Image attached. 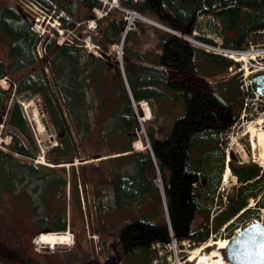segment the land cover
<instances>
[{
	"label": "trees",
	"instance_id": "1",
	"mask_svg": "<svg viewBox=\"0 0 264 264\" xmlns=\"http://www.w3.org/2000/svg\"><path fill=\"white\" fill-rule=\"evenodd\" d=\"M36 1L48 10L55 5L56 12L64 11L66 15L60 19L65 27L72 28L82 20V14L73 9L75 0ZM79 1L88 12L100 7L98 0ZM118 4L184 32L190 31L200 18L210 17L208 27L217 30L224 46L242 50L251 44L264 46V0H118ZM121 12L124 10L117 8L110 13L114 16L109 25L102 26L105 40L98 44L106 47L116 41ZM134 22V28L145 29L149 25L140 19ZM152 28L156 33L152 59L126 57L124 62L131 96L138 102L160 98L169 91L177 104H182L183 111L159 138L158 127L150 126L147 130L150 152H131L116 158L127 159L137 172L131 182L127 179L131 175L115 172L114 197L118 205L122 201L129 204L133 199H141L140 191L151 193L148 172L154 171L153 161L162 185L160 192L156 187L154 192L159 201L152 205L149 198L146 201L151 204L149 211L131 219L120 230L119 249L131 259V264H150L156 255L152 245L167 241L170 229L177 240L190 239L197 243L206 240L210 230L217 231L235 215L238 221L254 213L258 216L259 208H264V169L258 178L238 185L227 195L225 203L217 192L225 154L222 136L238 123L244 110L250 112L255 85L241 87V71L223 75L230 66H238L232 59L207 53L163 28ZM0 38L4 41L0 42V47L1 43L6 44L7 56L6 59L0 57V78L6 76L15 84L14 90L0 87V122L11 138L7 150L0 149V196L7 192L22 206L31 201V210L37 212L43 206L44 213L47 193L51 194L53 202L60 201L65 206V168L34 162L39 148L19 101L37 95L39 109L47 114L48 122L57 131L59 145L47 153L50 162L68 163L75 157H82L79 153L82 143L77 142L73 132L85 136L90 130L86 87L90 83V68L98 72L101 63L92 57L93 65L89 66L87 59L83 57L82 60V47L70 43L57 45L53 40L44 44L31 20L11 5L0 8ZM126 38H129V31ZM38 44L44 45L46 50L42 57L35 54ZM211 72L223 73V76L216 78L209 75ZM121 89L122 130L128 134L135 118L129 92L123 85ZM260 98L264 101V95ZM70 168L71 190L79 204L77 176L74 166ZM139 177L144 179L142 183L137 181ZM249 198H254V210L245 209ZM216 204L220 210L210 223V211ZM54 226L65 228L62 216L61 222ZM232 229L229 226L227 233ZM89 260L91 258L81 264H91Z\"/></svg>",
	"mask_w": 264,
	"mask_h": 264
},
{
	"label": "rangeland",
	"instance_id": "2",
	"mask_svg": "<svg viewBox=\"0 0 264 264\" xmlns=\"http://www.w3.org/2000/svg\"><path fill=\"white\" fill-rule=\"evenodd\" d=\"M98 1L100 2L101 8L95 7L90 12L87 11V8L79 0H75L73 4V9H76L82 14V21L78 23L79 26L76 33L79 39L77 40L78 46L82 47L83 49L82 60L84 57V59L88 60L89 66H91V64L93 65L92 57H95L101 63V71L98 70V72H96L95 69L93 70L90 68V83L86 89L88 120L89 125L91 124V130L89 131V134L84 136V140H81L78 134L73 132L75 139L77 138V142L81 140L82 146H84L83 150L82 148L79 149L80 155H83L82 157L88 156V160H84L85 162H82V165L76 166L78 164L77 161L79 158L75 159L76 164H74V173L78 178L77 187L80 205H78V202L75 199L76 197L72 196V169L70 168L69 163L65 164V168L66 175L68 174L67 182L69 180L66 190L69 191L70 200L66 201V210L64 211L62 205L60 206V201H58V204L55 207L57 210L52 208L54 207V202L52 204V200L49 195H47L46 199L47 207L44 216L42 213L43 206H40L37 212L34 210L30 211L22 207L20 202L11 197L9 193L3 192L0 196L1 264H31L32 261L33 264H37L38 262L35 260L36 258H38V264H78L91 257L94 252H100L102 249L101 243L104 245V247L107 244L111 246V243L117 237V229L122 221L131 220L134 218L137 219L147 212V210L143 208L144 210L141 213L140 211L142 207L140 210L136 211V208L132 206V203L127 204V206L125 205L126 203L124 201L120 202L119 205L116 203L114 200L115 172L123 173L127 176L131 175L127 177L129 182L132 181L131 178H134V174H137V172L135 171L134 166L132 167V164H130V161L127 159L124 158V161H120L116 158H110L112 155L107 154L110 152L112 154L113 152L119 150L128 149L127 147L130 145L131 146L129 149H131L133 152H140L142 154L148 153L149 147L147 146V142H149V139L147 130L150 128V126L158 127V138L166 134L168 125L175 120L178 114L182 113L183 106L181 103L177 104L175 98L168 94L169 91L165 92L166 94L163 93L160 98L147 100V105L149 108H147L145 104L146 101L141 100L136 102L130 97V104L133 110L135 122L133 124L131 133H128L130 134V139L127 138L128 134L123 133L122 130L123 118H121L123 105V93L121 86L125 85L127 88L126 81L124 80L125 74L123 72L124 62L126 57L127 59L135 60L136 57L142 56L148 60H151V51L156 46V33L152 28L153 25L150 24V26L146 25L145 29H140L137 27L131 29L133 27V18H130V14L121 12V21L119 27L120 31L117 35L116 41L113 42L114 44L111 43L113 45L109 44L106 46V48H104L105 46L103 47L101 44L97 45V43L100 41L105 40L102 34V26L109 25L110 19L114 16V13H110L117 9L115 5L118 3V0ZM15 4V0H0V7L3 5ZM85 13H87L86 18L83 16ZM135 17L141 19L137 16ZM200 20H202V18H200ZM207 20L208 18L204 16L203 21ZM130 21V25H127V23ZM36 26H38V24H36ZM36 26L35 28L38 29ZM127 26L129 27V38H126L124 31L121 30L122 28H127ZM203 28L206 29V27ZM195 31L197 32L198 30L195 29ZM44 33L47 32L45 31ZM202 33L205 32L202 31ZM51 34L52 33L50 32V36L52 37ZM68 34H65L64 30H60L57 33L58 40L64 39L68 36ZM212 35L217 39L218 35L215 32H213ZM1 41L4 42L0 38V42ZM218 41H220V39ZM79 43H81V45ZM192 44L200 47L199 49L204 51V49L199 46L198 42L192 41ZM39 50L42 52V48ZM208 50L213 52L211 49ZM105 52L108 56L105 54ZM215 52H219V50L215 49ZM0 57L3 59H6L7 57L6 44L1 43ZM239 59H241L238 62L241 69V86L244 88L245 85H249L248 76L245 77L244 75H248L252 71L258 70L260 67L264 66V50L256 46H252V48L249 49L248 55ZM231 70L232 69L228 70V72L225 74L211 72L212 74L209 75L220 78L227 73L231 74V72H229ZM232 71H235V69ZM236 71L238 72V69ZM119 76L122 77L123 82L119 80ZM0 83L4 86L7 84L4 82ZM22 100L23 102L25 101L24 105L26 104V117L33 126L32 129H34L35 132V139L37 142H39L40 152H38L34 160L48 166H53L50 160L46 157L48 156L47 153H50L53 150V147L58 144L57 131L48 122L47 114L40 111L39 104H37L38 102L35 100V96H30V98ZM252 100L253 101H251L249 104L251 106L250 112L245 111L246 114L248 113L247 116L245 114L242 115L238 123L233 125L226 132V134L222 136V140L225 144V158L224 168L223 171H221L220 183L217 188V192L219 195H222V198L224 196L231 195L238 186L235 177L231 175V173L227 179L224 180L226 161H229L233 166H241L250 163L254 157H252V143L247 128L249 125H251L254 128L264 129V103L261 101L259 96H255ZM29 104L31 107L28 106ZM260 106L262 109H259ZM107 116L109 117L107 118ZM150 118L151 120H147ZM36 119H38V122H36ZM44 120L49 126V131H46ZM106 120V124L102 122ZM2 128L3 127L0 125V149L6 151L7 144L9 143V137L7 134H5L3 131L4 129ZM50 136L53 138L50 139ZM139 138L141 139L142 144L139 142L140 146L136 147V141L133 147L130 140H137ZM123 154L125 153H117L113 155L119 156ZM96 155L102 156L101 158H105V160L94 158L93 156ZM263 169L264 165H260L258 175L261 174ZM148 173L151 177L149 184L150 187H152V191L151 193H148V191L146 192L145 190V192L143 191L144 193L140 191V200L147 201L150 198L149 201H152L154 205L159 201L157 198V192L154 193L156 188L158 189V192H160V188L157 185L159 182L155 179L157 177V170H152ZM137 181L142 183L144 179L139 177ZM35 195L36 193H33V197H35ZM58 200H60V198H58ZM160 202H164L163 198H161V193ZM254 202L255 201L253 198L249 200L247 204L249 209L254 210ZM28 203L29 206L32 204L31 201L25 202V204ZM115 205H118L119 207L117 208ZM217 206L218 204H216V206L211 209L210 215H214L220 210L217 208ZM65 214L66 226L68 230L71 231L73 237L71 236L69 243H64L67 245H54L55 248L53 251H51L49 248L41 245L39 238L42 234L40 233L58 231L54 225L59 224L61 222V216H65ZM257 214L259 217L258 220L264 224V208H259ZM40 216H44V219L40 220ZM248 216V218H242L238 221H236L238 219L237 217L229 220L226 222V226L223 225L219 227L217 232L212 230L208 235L207 242L202 244L208 248L205 249L206 251L202 249L200 255L198 256L199 259L202 258L203 262L207 263V261L213 256L212 254L215 253L214 249L217 247L215 246L217 244L213 245V241L215 240L212 239L217 240L219 236L221 238H226L228 235L227 232L229 226L233 228L240 227L246 224V221H252L253 219H256V213ZM197 219H199V217ZM157 220H159V217H157ZM211 222L212 221L210 219V223ZM214 234H216V237H214ZM37 235L38 243L35 245L33 244V239H35ZM73 240V244L70 245ZM207 243H210V245L213 246H208ZM2 244L5 245L2 248L3 250L8 245L11 247L13 250L12 258L6 259V252L2 251L1 249ZM176 244V248L179 249V242L177 241ZM159 246L161 247L159 250L161 257L164 259L166 256V261L170 262L167 260L169 259V251L162 247V245ZM195 247H199V245H194L191 241H185L184 246H182L183 250H181L179 254L190 255V251L194 250ZM38 248L41 250V252H37L35 250ZM218 254L221 255L220 250ZM197 258L189 261H191L193 264H199V262L196 260ZM203 262L200 264H203Z\"/></svg>",
	"mask_w": 264,
	"mask_h": 264
},
{
	"label": "water",
	"instance_id": "3",
	"mask_svg": "<svg viewBox=\"0 0 264 264\" xmlns=\"http://www.w3.org/2000/svg\"><path fill=\"white\" fill-rule=\"evenodd\" d=\"M251 80L256 84V92L261 94L264 88V70L253 73ZM229 168L237 182L244 184L253 178L257 163L253 161L246 167H232L229 164ZM222 255L229 264H264V226L255 221L248 223L229 239L222 249Z\"/></svg>",
	"mask_w": 264,
	"mask_h": 264
},
{
	"label": "bare ground",
	"instance_id": "4",
	"mask_svg": "<svg viewBox=\"0 0 264 264\" xmlns=\"http://www.w3.org/2000/svg\"><path fill=\"white\" fill-rule=\"evenodd\" d=\"M137 17L141 18L140 20H146L147 22H151L149 19L146 18V16H143L141 14H137ZM208 19H210V17H208ZM129 23V22H128ZM128 25V24H127ZM176 33L183 36L186 35V32L184 31H178L176 30ZM257 96V95H255ZM29 107H31V105H28ZM26 107V104H25ZM149 118V117H148ZM36 122H38V119H36ZM248 132H249V137L252 143V149H253V153H252V157H254L255 161L259 164V165H264V129L262 128H254L253 126L249 125L247 128ZM139 141L136 142V147H139ZM230 174V170L228 167H225V171H224V177L226 180L227 177ZM70 234L66 233V232H62V233H54V232H50V233H42V235L39 238V241L41 244L47 243V245L51 244V246L56 245V243H69L70 242ZM214 244H217L215 246L216 249L215 253L212 254L211 258L206 262H203V264H227L224 259L221 257L222 255L218 254L219 250L224 248L226 243H227V239L226 238H221V239H217L215 241H213ZM208 246H213L210 245V243H207ZM55 247V246H54ZM207 246H199L196 247L194 250L191 251L190 255L188 256L189 258L186 259V261L189 260H193L195 258H197L200 255V252L202 251V249H207ZM206 251V250H205ZM217 253V254H216ZM91 261V264L94 263L93 260H89ZM191 262V261H189ZM192 263V262H191ZM193 264V263H192Z\"/></svg>",
	"mask_w": 264,
	"mask_h": 264
},
{
	"label": "flooded vegetation",
	"instance_id": "5",
	"mask_svg": "<svg viewBox=\"0 0 264 264\" xmlns=\"http://www.w3.org/2000/svg\"><path fill=\"white\" fill-rule=\"evenodd\" d=\"M196 260L197 262H199V264L201 263V261H203L202 258L199 259V257Z\"/></svg>",
	"mask_w": 264,
	"mask_h": 264
}]
</instances>
